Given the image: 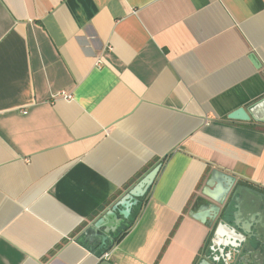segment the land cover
I'll return each mask as SVG.
<instances>
[{
  "label": "crops",
  "instance_id": "1",
  "mask_svg": "<svg viewBox=\"0 0 264 264\" xmlns=\"http://www.w3.org/2000/svg\"><path fill=\"white\" fill-rule=\"evenodd\" d=\"M261 100L264 0H0V264H223L208 179L264 195V123L228 118Z\"/></svg>",
  "mask_w": 264,
  "mask_h": 264
},
{
  "label": "water",
  "instance_id": "2",
  "mask_svg": "<svg viewBox=\"0 0 264 264\" xmlns=\"http://www.w3.org/2000/svg\"><path fill=\"white\" fill-rule=\"evenodd\" d=\"M228 118L239 121L254 120L256 122L264 123V100L257 102L249 109L240 107L228 114ZM159 169L160 165L152 169L131 190L128 191L115 208L110 210L105 217L98 219L88 229H86L82 234V241L94 248H103V246L110 247L112 240L108 238L109 228L110 231L114 232V226L119 221L115 214L117 208L119 206L123 207L122 216L124 218L128 217L130 208L135 206L138 199L145 195L148 188L152 185ZM214 184L218 191L215 198H213L215 203L220 206L225 205L223 210L221 207H212L213 219L215 220L216 218H219L218 227L214 232L216 242H213L221 248L217 249V253L222 256H219L222 259V263L264 264V232L258 227L259 222L254 220V217L259 215L255 213L256 211L253 210L254 208L248 207L249 211L252 210L250 217L247 216L245 220L238 221L236 213L230 212L231 204L236 206L237 210H242L241 202L242 193L244 191L253 194L255 197H261L263 200L264 195L251 188L235 185V179L232 176L218 170L212 171L208 179V186H212ZM226 201L227 203L225 204ZM230 215L233 216L234 220L232 222L230 221L229 224L225 223L224 218ZM110 219H112L113 223H110ZM225 224L232 227L229 228L227 233L221 234V230L224 229V226L227 228ZM102 227L105 228L104 231H100ZM107 227L108 229H106ZM220 236L225 239L223 241H219L218 239ZM222 248H228L230 250L231 256H229V258L223 257ZM218 263L219 261H217V258L210 260L208 257H204L198 264ZM99 264L111 263L109 261H101Z\"/></svg>",
  "mask_w": 264,
  "mask_h": 264
},
{
  "label": "trees",
  "instance_id": "3",
  "mask_svg": "<svg viewBox=\"0 0 264 264\" xmlns=\"http://www.w3.org/2000/svg\"><path fill=\"white\" fill-rule=\"evenodd\" d=\"M140 205H141V202H139V203L137 204V208H139ZM130 224H132V221L130 222ZM123 235H124V232L120 233V234L118 235V237L115 239V241H118ZM114 243H115V242H114Z\"/></svg>",
  "mask_w": 264,
  "mask_h": 264
},
{
  "label": "built area",
  "instance_id": "4",
  "mask_svg": "<svg viewBox=\"0 0 264 264\" xmlns=\"http://www.w3.org/2000/svg\"><path fill=\"white\" fill-rule=\"evenodd\" d=\"M108 257V255L107 254H104V258H107Z\"/></svg>",
  "mask_w": 264,
  "mask_h": 264
},
{
  "label": "flooded vegetation",
  "instance_id": "5",
  "mask_svg": "<svg viewBox=\"0 0 264 264\" xmlns=\"http://www.w3.org/2000/svg\"><path fill=\"white\" fill-rule=\"evenodd\" d=\"M117 238V237H116ZM112 243H113V241H112Z\"/></svg>",
  "mask_w": 264,
  "mask_h": 264
}]
</instances>
